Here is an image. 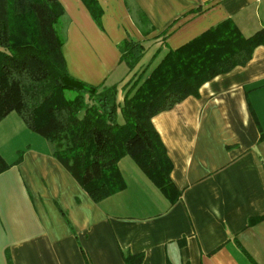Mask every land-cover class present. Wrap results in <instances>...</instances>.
Masks as SVG:
<instances>
[{
	"label": "crops",
	"instance_id": "0c3cea01",
	"mask_svg": "<svg viewBox=\"0 0 264 264\" xmlns=\"http://www.w3.org/2000/svg\"><path fill=\"white\" fill-rule=\"evenodd\" d=\"M57 1L67 70L94 87L125 83L124 40L143 44L139 66L150 71L224 20L245 37L264 28V0H95L98 24L81 0ZM249 58L153 117L174 204L127 157L117 167L125 190L96 204L36 140L0 174V264H125L126 254L139 264H264V46Z\"/></svg>",
	"mask_w": 264,
	"mask_h": 264
},
{
	"label": "trees",
	"instance_id": "16d2710c",
	"mask_svg": "<svg viewBox=\"0 0 264 264\" xmlns=\"http://www.w3.org/2000/svg\"><path fill=\"white\" fill-rule=\"evenodd\" d=\"M81 1L100 23L95 0ZM63 12L57 0H0V122L17 113L96 204L125 190L117 167L126 157L171 204L178 202L180 193L169 179L172 164L152 119L198 97L202 84L245 65L253 50L264 46V28L245 37L232 20H224L138 73L146 50L142 43L124 40L117 47L118 63L131 78L121 88L94 87L67 70L61 52ZM135 20L145 36L147 19L138 12ZM22 156L13 164L0 156V174ZM123 259L125 264L140 261L130 254Z\"/></svg>",
	"mask_w": 264,
	"mask_h": 264
},
{
	"label": "rangeland",
	"instance_id": "374dc122",
	"mask_svg": "<svg viewBox=\"0 0 264 264\" xmlns=\"http://www.w3.org/2000/svg\"><path fill=\"white\" fill-rule=\"evenodd\" d=\"M147 64L142 65V68L136 69L134 73H138L143 69ZM130 74H127L125 80L127 81L130 77ZM125 81V82H126ZM7 121H4L0 125V154L4 157V159L9 161H13L15 158L19 157V155L23 154L30 145L34 147V144L37 143L36 140L44 141L42 137L39 135L30 132L27 128L26 130L18 124V115L17 113H11ZM10 129V135L4 134V130ZM37 138V139H35Z\"/></svg>",
	"mask_w": 264,
	"mask_h": 264
}]
</instances>
